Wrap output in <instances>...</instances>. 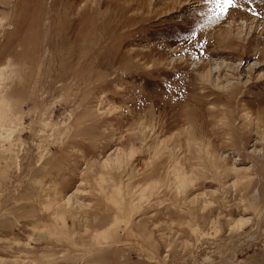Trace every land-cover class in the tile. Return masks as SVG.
Listing matches in <instances>:
<instances>
[{
	"label": "rangeland",
	"instance_id": "rangeland-1",
	"mask_svg": "<svg viewBox=\"0 0 264 264\" xmlns=\"http://www.w3.org/2000/svg\"><path fill=\"white\" fill-rule=\"evenodd\" d=\"M0 126V264H264V0H0Z\"/></svg>",
	"mask_w": 264,
	"mask_h": 264
},
{
	"label": "snow or ice",
	"instance_id": "snow-or-ice-1",
	"mask_svg": "<svg viewBox=\"0 0 264 264\" xmlns=\"http://www.w3.org/2000/svg\"><path fill=\"white\" fill-rule=\"evenodd\" d=\"M221 6V11H226L228 8L234 7L237 0H217Z\"/></svg>",
	"mask_w": 264,
	"mask_h": 264
},
{
	"label": "bare ground",
	"instance_id": "bare-ground-1",
	"mask_svg": "<svg viewBox=\"0 0 264 264\" xmlns=\"http://www.w3.org/2000/svg\"><path fill=\"white\" fill-rule=\"evenodd\" d=\"M133 4V3H132ZM132 6V5H131ZM163 45V44H162ZM164 46V45H163ZM166 46V45H165ZM164 50H167V49H164ZM141 56H142V54H141ZM204 56V55H203ZM143 57V56H142ZM159 58H160V56H159ZM161 60V59H160ZM138 61V60H137ZM172 65V64H171ZM166 66V65H165ZM175 66V65H174ZM139 68V67H138ZM157 68V67H156ZM176 68H177V65H176ZM159 69V68H158ZM175 69V68H174ZM155 70V69H154ZM178 72H179V70H177ZM158 72H160V71H158ZM177 72V73H178ZM170 74V73H169ZM202 85V84H201ZM237 115V114H236ZM247 118H249V117H247ZM253 120V119H252ZM249 120H246L245 122H246V124H248L249 122H248ZM229 125V124H228ZM235 126V125H234ZM1 127V126H0ZM226 127V126H225ZM210 128V127H209ZM232 128V127H231ZM212 131V130H211ZM220 131H223V130H221V128H220ZM224 132V131H223ZM222 132V133H223ZM209 133H210V131H209ZM214 134V133H213ZM1 135V134H0ZM217 135V134H216ZM246 136V138H248V133H246L245 134ZM207 137V136H206Z\"/></svg>",
	"mask_w": 264,
	"mask_h": 264
}]
</instances>
